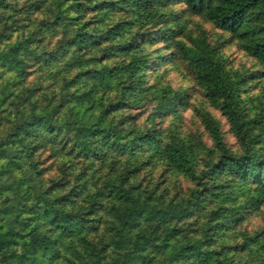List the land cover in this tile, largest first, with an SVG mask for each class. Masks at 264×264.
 <instances>
[{
    "label": "rangeland",
    "instance_id": "374dc122",
    "mask_svg": "<svg viewBox=\"0 0 264 264\" xmlns=\"http://www.w3.org/2000/svg\"><path fill=\"white\" fill-rule=\"evenodd\" d=\"M77 1L82 2L83 11L74 6L75 0H0V168L15 157V170L24 177L29 161L21 150L27 149L28 140L21 139L20 124L34 111L56 110V118L65 124L74 118L75 104L99 110L101 100L102 106L114 101L118 84L81 104L75 99L67 101L71 93L63 100V93H73L81 84L66 85L67 79L85 66L78 59L93 54L92 65L98 66L121 64L140 55L136 73L141 75V85L138 90H128L130 96L116 115L126 117L125 130L134 124L152 127L161 133L165 144L183 147L194 157L199 176L206 175L203 179L208 182L211 161L224 155L219 162L223 167H215L218 191L212 204L219 211L214 234L220 264H264V65L244 45V40L264 37V0L250 9L244 29L237 34L205 13L193 12L184 0H103L101 8L92 5L96 0ZM84 22L98 30L113 25L114 30L92 45L91 53L71 46L65 58L51 60V51L69 42ZM179 44L191 48L192 55L206 53L215 60L222 74L221 94L212 95L199 81L178 52ZM43 50L47 52L42 54ZM160 103H164L162 112L156 109ZM237 119L245 122L242 136L234 127ZM210 120L217 126L221 143L211 133ZM71 135L64 126L56 142L46 141L34 150L37 168L48 184L45 198L55 196V188L49 186L67 188L82 180L75 177L81 167L75 154L82 153L71 150ZM13 150L15 156L9 154ZM233 154H250L253 168L249 174L227 164L226 157ZM141 175L147 188L158 184L159 190L167 185L189 192L204 185L197 184L199 178L168 168L159 158L146 164ZM45 205L38 189L30 185L0 193V264H30L34 250L41 255L33 237L46 227L37 216V209ZM10 208L13 211L6 213ZM198 225H191L188 233L198 234ZM62 249L64 255L77 254L68 238ZM65 261L62 256L53 264Z\"/></svg>",
    "mask_w": 264,
    "mask_h": 264
},
{
    "label": "trees",
    "instance_id": "16d2710c",
    "mask_svg": "<svg viewBox=\"0 0 264 264\" xmlns=\"http://www.w3.org/2000/svg\"><path fill=\"white\" fill-rule=\"evenodd\" d=\"M184 1L193 12L205 13L221 27L237 34L244 29L250 9L260 0ZM103 4V0H96L92 5L101 8ZM74 6L84 10L81 1L75 0ZM86 23L80 24L69 42L51 51V60L65 58L71 46L89 49L86 51L91 53L94 50L91 46L102 42L105 33L111 36L114 30L113 25L98 30L97 26ZM244 45L264 65V37L244 40ZM177 47L208 91L214 96L221 94L224 89L222 74L215 60L206 53L192 55L193 50L183 44ZM41 52L44 54L47 50ZM94 59L95 55L92 54L84 60H77L85 66L67 79L66 85L81 84L76 86L73 93H63L62 98L66 99L71 93L72 98L68 97L67 101L75 99L81 104L94 99L101 90L117 87L118 84L120 89L114 101L102 106L104 101L101 100L99 110L89 106L83 109L75 104L72 107L74 118L65 124L56 118V110L34 111L26 122L20 124V137L28 140L27 149L21 150V153L27 154L24 159L29 161L24 177L15 170V157H10L0 168V193L26 184L37 188L46 204L37 209V216L46 227L33 237V244H37L35 248L42 250L41 255L34 250L30 264H53L62 256L65 257V264L222 263L220 250L215 247L217 240L214 234L217 225L214 220L219 211L212 204L218 191L215 167H223V163L219 162L224 155L211 161V181L208 182L203 179L206 175L199 176L194 157L180 145L165 144L157 129H143L134 124L125 130L126 117L117 116L115 112L129 98L128 90H138L141 85V75L136 72L142 56L133 55L121 64L103 63L98 66L92 65ZM18 62L15 61L17 68L20 66ZM23 70L21 68L20 72ZM163 107L164 103H160L156 109L162 112ZM244 123L238 119L234 123L239 136L244 135ZM64 126L72 131L70 139L74 140V148L71 150L82 153L75 154L81 163L75 177L82 180L69 184L67 188L56 184L49 186L55 188L52 190L55 196L45 198L49 192L48 184L43 171L37 168L34 150L46 141L56 142ZM208 126L216 142L221 143L214 121L210 120ZM140 151L150 154H137ZM9 154L15 156V151H9ZM249 157L250 154H233L226 157V162L249 174L253 168L249 164ZM154 158L163 160L170 169L199 178L197 184H204L203 187H193L190 193L184 189H171L167 185L162 190L158 189V184H151L152 187L147 188L141 182V171ZM5 211L11 213L13 208ZM190 217L192 220L188 221ZM195 224H199L198 234L188 233V230H192L191 225ZM67 238L76 246V255L63 254L62 244Z\"/></svg>",
    "mask_w": 264,
    "mask_h": 264
}]
</instances>
